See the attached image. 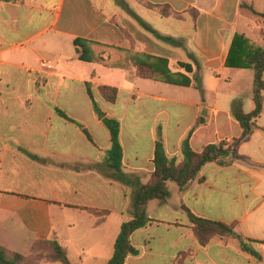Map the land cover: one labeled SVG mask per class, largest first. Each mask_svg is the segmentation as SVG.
I'll use <instances>...</instances> for the list:
<instances>
[{
	"label": "crops",
	"instance_id": "0c3cea01",
	"mask_svg": "<svg viewBox=\"0 0 264 264\" xmlns=\"http://www.w3.org/2000/svg\"><path fill=\"white\" fill-rule=\"evenodd\" d=\"M147 4L169 6L170 13ZM140 8L187 31L163 29ZM252 9L263 13L264 0H0V245L29 256L35 242L54 239L73 264H108L123 222L132 218L134 189L114 179L104 119L120 121L122 170L142 184L155 170L159 141L181 161L187 138L195 151L239 139L233 111L238 102L246 113L255 109L254 71L226 63L236 34L264 47V19ZM136 17L182 45L159 40ZM75 39L166 59L193 86L83 61ZM198 75L203 93L194 87ZM104 86L118 90L114 103L102 96ZM146 117L151 124L142 135ZM257 124L223 163L203 167L202 180L184 191L169 182V199L150 202L153 221L132 234L139 254L125 264H264V111ZM187 210L235 225L255 253L232 236L202 246Z\"/></svg>",
	"mask_w": 264,
	"mask_h": 264
},
{
	"label": "trees",
	"instance_id": "16d2710c",
	"mask_svg": "<svg viewBox=\"0 0 264 264\" xmlns=\"http://www.w3.org/2000/svg\"><path fill=\"white\" fill-rule=\"evenodd\" d=\"M147 6L159 10L163 16H167L170 13L169 6L150 4H147ZM253 12L264 19V12L258 13L254 10ZM136 18L147 31L154 34L159 40L182 45L181 41L159 35L141 19ZM74 44L80 54L79 58L83 61L96 62L119 69L136 68L144 78L174 85L193 86L192 79L187 75L171 72L169 62L166 59L85 39H75ZM105 55L107 56L105 57ZM226 64L228 67L233 68L252 69L255 73V109L250 113H246L241 103L238 102L233 111L235 119L239 121L243 130L241 137L229 142L222 141L216 144H210L204 147L202 151H195L190 146L189 138H187L183 143V159L181 161L177 158H169L166 154L164 144L159 141L156 144L154 157L155 170L152 173L151 179L146 184H142L139 178H134L123 172V146L120 140V121L112 118L104 119V123L111 135L112 147L108 152V163L110 168L114 170V179L134 189L132 218L123 222L114 245L113 255L108 264H125L129 256H137L139 254V250L131 242V236L135 231L145 228L153 221L149 218L148 214L151 201L159 200L164 203L169 199V182L176 183L183 191L186 190L195 180H202L199 178V175L206 164L211 162L223 163L222 160L228 157L242 141L250 137L258 127L257 120L264 111V47L259 46L243 34H236ZM180 66L185 68L188 73H192L193 71L189 64L181 63ZM194 87L202 93L204 92L202 80L199 75L196 77ZM88 91L92 96L90 85H88ZM100 92L105 100L110 103H114L117 100L118 90L116 88L104 86L100 88ZM94 106L98 110L95 102ZM61 113L70 119L64 112ZM85 132L88 135V132ZM187 211L195 234L202 246L208 245L216 236H232L239 240L243 250L255 253L249 248L247 239L235 233V225H228L220 221L197 217L189 210ZM90 212L95 216L101 217L109 214V212L105 211L99 212L91 210ZM43 244L50 247L53 261L62 264H73L68 257L67 250L59 241L54 239L35 242L32 254L38 246ZM31 255L24 256L20 253L9 251L0 245V264H25Z\"/></svg>",
	"mask_w": 264,
	"mask_h": 264
},
{
	"label": "rangeland",
	"instance_id": "374dc122",
	"mask_svg": "<svg viewBox=\"0 0 264 264\" xmlns=\"http://www.w3.org/2000/svg\"><path fill=\"white\" fill-rule=\"evenodd\" d=\"M140 12L143 14V16H146V17H154V19L157 21V24L159 27L163 28V29H166V30H169L175 34H178L179 32H186L184 30V26L183 25H175L176 27H173L171 24L173 22H160L161 18L158 16L157 13L153 12V11H150L148 9H145V8H140ZM155 21V22H156ZM160 22V23H159ZM253 76H254V79H255V74L253 73ZM126 126L129 124V121H126L124 123ZM150 124H151V121H150V118L149 117H146L140 127H141V132H142V135L145 133V131L147 129H149L150 127ZM142 143L144 144V147L147 148V145H148V138H145V139H142L141 140ZM128 151L129 152H132L134 150V147L136 146L134 143H131L129 142L128 144ZM146 151V150H145ZM68 221L70 223L74 222V217L70 216ZM22 251H24L23 254H28L30 252V249H28L26 247V245L24 244L22 246ZM30 259L25 263V264H62V263H59V262H55L52 260L51 258V249L48 245H40L38 246L35 251L33 252V254L31 255V257H29Z\"/></svg>",
	"mask_w": 264,
	"mask_h": 264
}]
</instances>
